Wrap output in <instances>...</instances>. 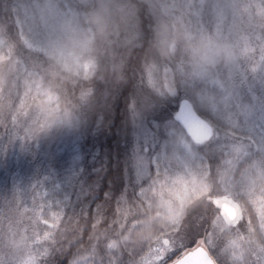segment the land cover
Masks as SVG:
<instances>
[{
    "label": "rangeland",
    "instance_id": "obj_1",
    "mask_svg": "<svg viewBox=\"0 0 264 264\" xmlns=\"http://www.w3.org/2000/svg\"><path fill=\"white\" fill-rule=\"evenodd\" d=\"M144 1L153 49L119 126L128 155L113 238L68 264H170L196 246L217 264H264V0ZM140 33L131 0H0V264H44L55 227L78 219L81 107L92 83L109 94ZM181 97L213 126L203 144L172 118Z\"/></svg>",
    "mask_w": 264,
    "mask_h": 264
},
{
    "label": "trees",
    "instance_id": "obj_2",
    "mask_svg": "<svg viewBox=\"0 0 264 264\" xmlns=\"http://www.w3.org/2000/svg\"><path fill=\"white\" fill-rule=\"evenodd\" d=\"M131 1L137 8L141 33L137 41L125 49L120 77L107 84L109 94L107 93L102 98L101 83H92L90 91L87 90L86 100L80 111V123L90 121V128L85 130L86 137H83L90 147L86 153L88 159L86 161V171L88 169L86 182L89 184L86 185L87 191L85 192V195L89 197L87 201H90H82L80 215L75 223L55 227L53 235L57 238L56 249L53 255V249L49 255L50 259L52 256V260L48 258L44 264H68L73 256L86 251L88 244L97 238H99L96 241L97 247L101 249L113 238V222L107 220V215L108 212L114 216L116 214L114 199L120 191L123 165L125 156L128 155V142L123 133L119 132V126L127 114L126 106L131 90L137 83V71L141 58L153 49V30L146 2L144 0ZM78 87L81 88L80 85L77 86V83L69 85L67 90L70 99L67 96L65 100L72 99V102H76L77 98L74 95L76 92L72 90H77ZM166 111L169 115L172 113L169 108ZM98 150H101L104 155L101 156ZM99 173L101 176L97 179ZM207 221L209 222V219ZM98 230L103 231V238L99 236Z\"/></svg>",
    "mask_w": 264,
    "mask_h": 264
},
{
    "label": "water",
    "instance_id": "obj_3",
    "mask_svg": "<svg viewBox=\"0 0 264 264\" xmlns=\"http://www.w3.org/2000/svg\"><path fill=\"white\" fill-rule=\"evenodd\" d=\"M173 119L180 124L186 134L195 142L201 143L208 139L212 132V125L194 109L191 101L183 97L178 101ZM229 215L233 214V208L225 205ZM171 264H215L206 250L197 246L185 252L181 257Z\"/></svg>",
    "mask_w": 264,
    "mask_h": 264
},
{
    "label": "clouds",
    "instance_id": "obj_4",
    "mask_svg": "<svg viewBox=\"0 0 264 264\" xmlns=\"http://www.w3.org/2000/svg\"><path fill=\"white\" fill-rule=\"evenodd\" d=\"M92 21L95 22V23H101L102 22V17L97 14V13H94L91 17ZM87 39H91V37H86ZM193 54L194 56H196L197 58H202L203 57V53L197 51L196 49L193 50ZM217 55L219 57H222V58H227L228 57V52L226 50H221L217 53Z\"/></svg>",
    "mask_w": 264,
    "mask_h": 264
}]
</instances>
